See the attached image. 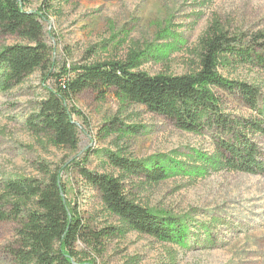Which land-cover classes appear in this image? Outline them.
Wrapping results in <instances>:
<instances>
[{
  "label": "rangeland",
  "instance_id": "obj_1",
  "mask_svg": "<svg viewBox=\"0 0 264 264\" xmlns=\"http://www.w3.org/2000/svg\"><path fill=\"white\" fill-rule=\"evenodd\" d=\"M26 10L41 14L48 59L42 69L0 92V180L44 181L40 165L59 171L65 198L79 213L86 232L75 246L80 264H170L172 258L174 264H264V175L220 171L194 184L176 177L150 186L138 184L142 181L136 178L125 179V193L139 204L158 215L188 222L189 247L136 232L94 238L106 227L119 226V221L106 211L81 168L91 174L118 176L108 160L109 152L130 160L190 148L211 152L208 135L182 131L170 119L123 99L113 88L104 92L88 88L67 103L78 111L71 115L78 136L74 149L54 146L26 125L47 89L54 88L52 73L60 72L63 65L124 60L131 48L143 49L155 42L156 33L165 28L175 32L180 47L167 60L149 61L139 70L151 76L189 74L196 69L198 38L213 18L247 45L254 34L264 31V0H213L205 6L196 0H30ZM27 43L0 29V48ZM220 73L257 87L264 103V71L259 67L240 65ZM214 92L222 112L239 118L256 116L237 92ZM111 121L118 122L122 131L105 132ZM254 139L264 159V134ZM214 218L220 222L209 231L217 247L196 245L194 240H203L206 234L198 227ZM16 228L15 222H0V264H16L12 254Z\"/></svg>",
  "mask_w": 264,
  "mask_h": 264
},
{
  "label": "trees",
  "instance_id": "obj_2",
  "mask_svg": "<svg viewBox=\"0 0 264 264\" xmlns=\"http://www.w3.org/2000/svg\"><path fill=\"white\" fill-rule=\"evenodd\" d=\"M203 6L213 0H196ZM30 0H0V29L27 40L0 48V92L20 84L48 59V47L42 40L41 14L27 11ZM162 29L156 41L143 49L131 48L124 60H108L92 64H73L52 73L54 88L47 89L37 111L27 120L29 130L45 135L57 147L76 148V124L72 113H78L67 103L83 90L106 91L113 88L123 99L145 106L147 110L170 119L182 131L208 135L213 150L190 148L186 152L155 154L143 160H130L108 153L110 164L119 172L91 174L84 168L81 175L100 194L101 202L119 226L106 227L94 238L128 232L147 235L159 242L188 248L191 235L188 222L172 216H162L139 204L125 193L122 181L136 178L140 185H156L180 177L194 184L220 171L264 175L262 151L254 136L264 134V103L259 90L245 82L229 79L220 69L251 65L264 71V31L254 34L247 45L225 30L213 18L197 41L196 69L179 76L149 75L139 68L149 61L163 62L180 47L174 31ZM159 41H161L159 43ZM165 41V42H163ZM160 44V45H157ZM214 89L237 92L244 105L256 116L239 118L221 111ZM107 133L121 132L116 121L104 128ZM44 181L34 178L0 180V222H15L16 264H80L76 243L86 232L79 213L65 198V187L59 171L51 172L39 166ZM138 187V186H134ZM220 219H211L198 228L206 233L203 240H194L206 249L217 247L209 231ZM172 258L170 264H174Z\"/></svg>",
  "mask_w": 264,
  "mask_h": 264
}]
</instances>
